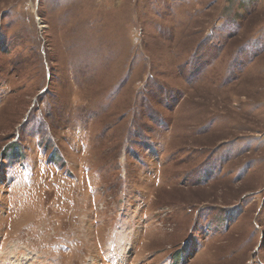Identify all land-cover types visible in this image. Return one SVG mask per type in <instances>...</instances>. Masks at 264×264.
Segmentation results:
<instances>
[{"label":"rangeland","instance_id":"374dc122","mask_svg":"<svg viewBox=\"0 0 264 264\" xmlns=\"http://www.w3.org/2000/svg\"><path fill=\"white\" fill-rule=\"evenodd\" d=\"M113 248L264 264V0H0V264Z\"/></svg>","mask_w":264,"mask_h":264},{"label":"bare ground","instance_id":"6f19581e","mask_svg":"<svg viewBox=\"0 0 264 264\" xmlns=\"http://www.w3.org/2000/svg\"><path fill=\"white\" fill-rule=\"evenodd\" d=\"M6 255H7V254H6ZM17 256H18V255H17ZM17 258H18V257H17ZM28 258H29V257H28ZM28 258H27V259H28ZM14 259H15V258H14ZM22 259H23V258H22ZM15 260H16V259H15ZM17 261H18V260H17ZM119 263H120V262H119Z\"/></svg>","mask_w":264,"mask_h":264}]
</instances>
